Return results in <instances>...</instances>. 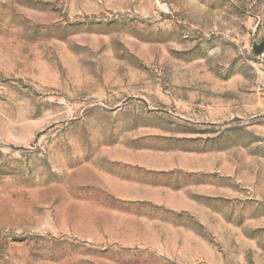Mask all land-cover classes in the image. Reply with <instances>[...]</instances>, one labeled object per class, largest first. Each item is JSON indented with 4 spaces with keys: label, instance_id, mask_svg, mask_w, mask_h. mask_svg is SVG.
<instances>
[{
    "label": "rangeland",
    "instance_id": "obj_1",
    "mask_svg": "<svg viewBox=\"0 0 264 264\" xmlns=\"http://www.w3.org/2000/svg\"><path fill=\"white\" fill-rule=\"evenodd\" d=\"M0 264H264V0H0Z\"/></svg>",
    "mask_w": 264,
    "mask_h": 264
}]
</instances>
